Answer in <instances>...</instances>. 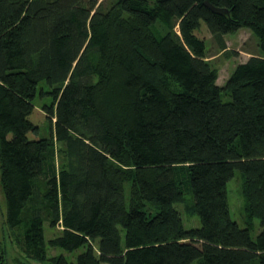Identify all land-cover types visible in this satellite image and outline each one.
Instances as JSON below:
<instances>
[{"label": "trees", "instance_id": "obj_1", "mask_svg": "<svg viewBox=\"0 0 264 264\" xmlns=\"http://www.w3.org/2000/svg\"><path fill=\"white\" fill-rule=\"evenodd\" d=\"M203 22L219 52L258 42L224 86ZM38 94L47 138L29 137ZM0 171L14 264H264V0H0Z\"/></svg>", "mask_w": 264, "mask_h": 264}, {"label": "rangeland", "instance_id": "obj_2", "mask_svg": "<svg viewBox=\"0 0 264 264\" xmlns=\"http://www.w3.org/2000/svg\"><path fill=\"white\" fill-rule=\"evenodd\" d=\"M102 1V0H100ZM197 35L204 39L207 48V60L209 63L218 70L219 78L218 85L224 86L228 80L230 74L234 70L235 66L239 63L246 62L251 56L259 54V47L257 39L247 29H241L234 34L225 36L227 50L225 52H219L217 44L214 42L210 32L207 29L206 24L203 22L201 29L197 32ZM45 82L41 83V87H44ZM228 99V98H227ZM225 98V100H227ZM44 103L50 104V98L46 99L37 96L35 100V110L30 116V120L39 128V135L35 137L33 134H29L31 138H47L50 136L51 126L48 121L45 112L43 111ZM229 188V205L232 218L236 220L240 226L244 227L243 218V198L240 189L239 174L231 180L228 184ZM191 195H187L190 198ZM175 208L182 213L184 226L187 229L199 228L200 221L196 214L190 210L185 211V206L175 205ZM6 212V199L4 195V189L1 182L0 171V244L7 249V259L10 264H14L16 260L23 259L26 255L17 241L15 240V234L10 231L5 222ZM60 228L51 229L47 223H45V239L48 241L52 237L58 235ZM11 232V235H10ZM260 232V222L255 220V229L252 231V237L255 239ZM84 247H81L73 252H69L63 248H51L48 247V258L53 256L63 255L68 261L75 262L78 255L83 253ZM24 260V259H23ZM26 260V258H25ZM24 260V261H25ZM29 264H50V261H38L28 260Z\"/></svg>", "mask_w": 264, "mask_h": 264}, {"label": "water", "instance_id": "obj_3", "mask_svg": "<svg viewBox=\"0 0 264 264\" xmlns=\"http://www.w3.org/2000/svg\"><path fill=\"white\" fill-rule=\"evenodd\" d=\"M206 5L214 12H219V13L222 12L221 9H218V8H215V7L211 6L208 2H206Z\"/></svg>", "mask_w": 264, "mask_h": 264}]
</instances>
